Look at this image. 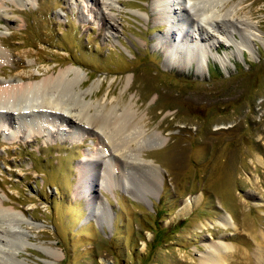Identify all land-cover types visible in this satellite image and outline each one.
<instances>
[{
	"label": "rangeland",
	"instance_id": "obj_1",
	"mask_svg": "<svg viewBox=\"0 0 264 264\" xmlns=\"http://www.w3.org/2000/svg\"><path fill=\"white\" fill-rule=\"evenodd\" d=\"M99 1L8 0L0 81L79 70L85 103L113 104L118 113L132 105L146 133L159 135L161 146L138 161L158 171L113 168L104 184L96 170L81 194L83 154L85 162L109 155L92 135L72 141L76 119L62 112L67 122L30 141L2 129L0 199L20 214L12 231L22 240L0 261L200 264L209 246L224 244L228 264H262L264 0H228L251 25L235 19L244 38L205 24L201 36L179 0H108V10ZM106 14L114 27L103 25Z\"/></svg>",
	"mask_w": 264,
	"mask_h": 264
},
{
	"label": "bare ground",
	"instance_id": "obj_2",
	"mask_svg": "<svg viewBox=\"0 0 264 264\" xmlns=\"http://www.w3.org/2000/svg\"><path fill=\"white\" fill-rule=\"evenodd\" d=\"M107 1L102 0L98 3L108 10L111 5H107ZM158 1L161 3V0ZM179 1L183 5L181 7L185 13V19L189 20L191 17L192 21L198 24L197 32L201 36L206 34L203 24L212 26V29L214 25L217 31H220L219 33L229 32L227 29H233L238 33L240 29H237L235 24V19H237L242 26L251 28L246 19L238 17V5H234V3L230 5L228 0ZM7 2L8 0H0V24L2 22L4 24L9 23L8 19L6 20L1 14L2 10L7 7ZM191 11L194 13L192 16L189 14ZM174 12L178 13V8ZM102 19L106 28L114 27L111 24L113 18L110 15H103ZM243 31L240 30L239 32L242 38H244ZM1 45L2 41L0 40V68L7 62V52L2 50ZM165 47L167 49L170 47L172 56L177 54L173 44L168 46L165 44ZM163 53L165 57L168 56L167 52L163 51ZM181 56L183 55L181 54ZM27 78L29 77L19 76L18 83L0 81V131L2 129L11 130L10 139L12 140L21 138L30 141L35 137L49 136L50 129L48 126L57 123V120L62 124L67 122L68 118L62 112L76 119L80 125H77L76 131L73 132L75 134L72 141L76 140L77 143L84 139L85 134L92 135L99 139L98 146L100 149L97 148V150L103 149L109 155L106 161L100 155L95 154L91 157L88 156V160L85 162L84 159L87 155L83 154L85 156H83V161L77 170L81 194L84 192V187H82L84 182L92 173H96V170L98 173L101 169L103 170L99 176L101 175L100 179L104 181V184L112 182L110 175L113 168L123 169L125 172L128 169L137 168L140 173L146 172L156 175L158 168L155 165L150 162L143 164L138 161L144 156L143 152L146 150L161 146L159 135L146 133L145 127L140 125V120L137 119L134 110L132 111V105L125 106L121 113H118V106L113 104L94 103L92 101L85 103L86 92H81L79 86L83 79L82 73L71 67L60 69L36 83L25 82ZM3 110L8 111L4 112ZM63 131L62 129L58 131L59 138ZM149 139L153 141L152 145L147 144ZM98 159H101L99 166L97 165ZM114 159L115 162L113 163ZM123 178L125 180L126 177ZM19 218L20 214L13 208H4V201L0 199V254L6 247L12 248L14 246L12 243L22 240V234L12 231L15 226L22 223ZM227 224L228 222L224 221V226ZM262 242L264 243V236ZM230 250L231 248L224 244L209 246L200 259V264H228ZM257 256V260L264 264L263 247L258 248ZM0 264L8 263L2 260Z\"/></svg>",
	"mask_w": 264,
	"mask_h": 264
}]
</instances>
